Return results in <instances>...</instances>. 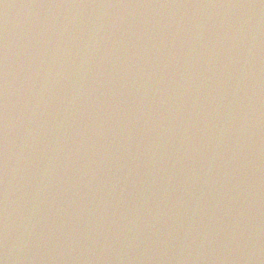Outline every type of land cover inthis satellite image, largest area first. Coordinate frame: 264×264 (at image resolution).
Segmentation results:
<instances>
[{
    "label": "water",
    "instance_id": "95a60500",
    "mask_svg": "<svg viewBox=\"0 0 264 264\" xmlns=\"http://www.w3.org/2000/svg\"><path fill=\"white\" fill-rule=\"evenodd\" d=\"M0 264H264V0H0Z\"/></svg>",
    "mask_w": 264,
    "mask_h": 264
}]
</instances>
